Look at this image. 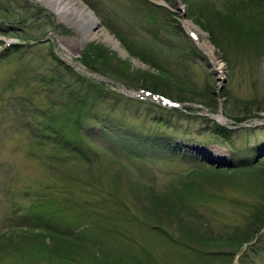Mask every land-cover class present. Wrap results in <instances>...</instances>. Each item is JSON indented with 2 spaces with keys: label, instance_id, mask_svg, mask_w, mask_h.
I'll use <instances>...</instances> for the list:
<instances>
[{
  "label": "rangeland",
  "instance_id": "1",
  "mask_svg": "<svg viewBox=\"0 0 264 264\" xmlns=\"http://www.w3.org/2000/svg\"><path fill=\"white\" fill-rule=\"evenodd\" d=\"M87 1L97 11L93 39L39 0H0L9 21L0 49L20 44L0 53V264H264V231L229 260L264 195V155L256 169H229L227 145L195 118L208 107L229 125L262 122L233 145L239 156L246 144L264 145V0ZM90 81L94 95L77 96ZM119 84L163 92L184 114L129 100ZM92 111L183 133L181 155L142 137L130 139L137 149L123 135L104 136ZM79 122L91 128L85 137ZM32 125L49 136L37 139ZM60 127L87 156L53 142Z\"/></svg>",
  "mask_w": 264,
  "mask_h": 264
},
{
  "label": "trees",
  "instance_id": "2",
  "mask_svg": "<svg viewBox=\"0 0 264 264\" xmlns=\"http://www.w3.org/2000/svg\"><path fill=\"white\" fill-rule=\"evenodd\" d=\"M90 63V62H89ZM91 68H94V66H92ZM103 74H106L105 72L103 73ZM106 75H108V74H106ZM108 76H110V75H108ZM83 85V84H82ZM154 87H157V86H154ZM153 87V88H154ZM153 90H156V89H153ZM86 91V90H85ZM79 95H78V94ZM77 96H79L80 98L81 97H86V99L85 100H87L88 99V97H87V93L86 94H84L83 92H82V88L81 87H79L78 89H77V91H76V93H75ZM223 96H225V98H226V94L224 93V95ZM212 110H214V109H212ZM82 114H86V112L85 111H83L82 110V112H81V115ZM113 115H109L108 113H106L105 114V118L103 119V121H104V123H105V125H108V126H110V127H112L113 125H116L117 124V122L118 121H123L124 119V117L122 118V117H119V116H117V117H114L113 116V119L110 121V118L112 117ZM135 127V126H134ZM213 127H214V130H212L211 131V133L212 134H215V136H217V137H219V139H221V142L222 141H225V143H226V145H227V147H229V149L231 150V152L233 153V157H237V156H239L240 154V151H239V149H238V151L237 150H234V148H237L235 145H233V141L231 140L232 139V135L234 134V133H232L230 130H228V129H226V128H224V127H222V126H219V125H217L216 123H213ZM114 129V128H113ZM63 130V129H62ZM140 130V129H139ZM139 130H134L135 132H137V131H139ZM76 132H77V134H82V135H86V132H81L80 131V125L76 128ZM65 134V137H66V139L64 138V135L62 136V135H60L58 138V140H57V143H60V144H62L63 146H69L70 144H72V148L74 149V151H76V152H78V153H80L81 155H84L85 154V156H87L88 155V153L87 152H85V151H82V147L81 146H78L77 144H75V143H73L70 139H73V135L71 134V133H68V132H65L64 133ZM159 135H161V134H159ZM166 135V134H165ZM168 138H171V136H167ZM239 147V146H238ZM257 145L255 146V147H253V149H257ZM87 149V151L88 152H90V151H92L91 149H89V148H86ZM252 149V148H251ZM246 150H248V149H242L241 150V153L243 152V153H245L246 152ZM252 151V150H251ZM257 151V150H256ZM258 152V151H257ZM244 156H247V155H244ZM257 156V155H256ZM249 157V156H248ZM256 158V157H255ZM235 163H233L232 165H230L228 168L229 169H234V170H236L235 168H237V169H242V168H246V169H256V168H258L259 166H260V163H257L255 160H253V161H251V160H249V159H247V161H245V160H243V161H240V162H237V161H234ZM259 169H262V167H260ZM214 170H219V168H214ZM228 170V169H227ZM184 181H186V179L184 180ZM183 186H186V185H183ZM153 191V190H152ZM156 193V192H155ZM156 194H158V193H156ZM168 196V195H167ZM250 207V206H249ZM251 215H252V221H250L249 223H248V221H249V217H250V213H249V216H248V220H247V224H245V227H247L246 229V233L244 232L243 233V236L242 235H240V232H242V231H244V230H242V231H240V232H238V235H240V242L238 243V245L236 246V248L234 249V250H231V251H229V260H230V262H231V259H232V256H233V252L234 251H236V250H238L240 247H241V245H243L244 243H246V242H249L250 240H252L258 233H259V231L264 227V195L261 197V199H260V201H259V203L258 204H256V205H254L253 207H252V211H251ZM249 225V226H248ZM11 233V232H10ZM13 234V233H12ZM11 234V235H12ZM15 236V235H14ZM259 236H261V234L259 235ZM259 236H258V238H259ZM5 237V236H4ZM7 237V239H9V240H11V239H13V236H6ZM258 238H257V240H258ZM222 240V239H221ZM234 240H236V239H234ZM255 251H257V247H256V245L254 244L253 246H251V247H249L248 248V250H247V254L245 255V254H243L242 255V259L244 260V261H246V259H247V257H249V255L250 256H253V255H255L256 254V252ZM241 259V260H242Z\"/></svg>",
  "mask_w": 264,
  "mask_h": 264
},
{
  "label": "bare ground",
  "instance_id": "3",
  "mask_svg": "<svg viewBox=\"0 0 264 264\" xmlns=\"http://www.w3.org/2000/svg\"><path fill=\"white\" fill-rule=\"evenodd\" d=\"M44 6L48 9L53 10L55 14L60 17H64L70 23H77V26L83 27L89 34L87 39H93L96 35H90V31L92 27H95L97 20L91 13V11L82 4L80 0H39ZM185 28L190 32H192L196 36V40L200 37L198 33L193 29L190 23L185 22ZM102 35L105 36V41L112 46L119 47L116 40L109 35L107 32H102ZM202 42V41H201ZM202 49L208 54V56L212 59V62L215 63V57L213 56L214 51L208 42H203L200 44ZM217 68H219V64H214ZM219 66V67H218ZM222 116L218 115L219 119Z\"/></svg>",
  "mask_w": 264,
  "mask_h": 264
}]
</instances>
